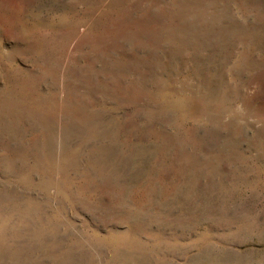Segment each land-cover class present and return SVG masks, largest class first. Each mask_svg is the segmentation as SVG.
Masks as SVG:
<instances>
[{
  "label": "rangeland",
  "instance_id": "rangeland-1",
  "mask_svg": "<svg viewBox=\"0 0 264 264\" xmlns=\"http://www.w3.org/2000/svg\"><path fill=\"white\" fill-rule=\"evenodd\" d=\"M0 264H264V0H0Z\"/></svg>",
  "mask_w": 264,
  "mask_h": 264
}]
</instances>
